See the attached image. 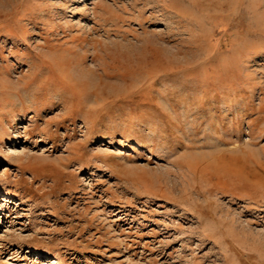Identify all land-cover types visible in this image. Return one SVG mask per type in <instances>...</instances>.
Segmentation results:
<instances>
[{"label": "rangeland", "instance_id": "obj_1", "mask_svg": "<svg viewBox=\"0 0 264 264\" xmlns=\"http://www.w3.org/2000/svg\"><path fill=\"white\" fill-rule=\"evenodd\" d=\"M0 264H264V0H0Z\"/></svg>", "mask_w": 264, "mask_h": 264}]
</instances>
